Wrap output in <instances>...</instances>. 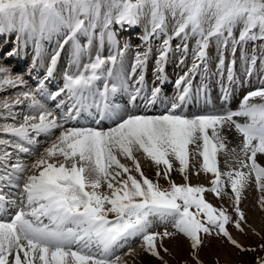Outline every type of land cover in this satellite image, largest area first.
<instances>
[{"label":"snow or ice","instance_id":"6c2138e0","mask_svg":"<svg viewBox=\"0 0 264 264\" xmlns=\"http://www.w3.org/2000/svg\"><path fill=\"white\" fill-rule=\"evenodd\" d=\"M142 21L138 39L146 47L137 46L128 71L130 45L120 47L112 29L131 30ZM97 28L100 47L92 56ZM13 33L16 48L9 58L31 44L33 68L44 55L50 60L43 78L29 73L34 87L0 66V92L22 89L12 103H0L5 110L0 120L13 121L0 124V264H127L118 253L129 247L125 255H131L137 239L146 254L167 264L160 254L168 253L163 241L180 235L190 242L195 264H202L198 250L212 235L241 251L253 250L243 248L228 226L243 232L247 219L240 204L251 183L264 210V76L238 110L218 109L205 80L212 38L221 77L229 41L234 57L237 44L264 40V0H0V37ZM193 37L192 65L175 79L174 94L165 97L161 86L168 81L170 41L180 39L176 52L182 64ZM161 39L155 59L159 85L149 92L145 71L153 41ZM66 47L62 86L50 89ZM241 57L249 76L257 63L264 71V58L255 51L249 57L241 50ZM234 64L233 58L227 65L229 85L235 83ZM197 75L201 79L194 84ZM221 91L222 101H229L233 89L221 84ZM20 116L23 121L16 123ZM232 129L236 136L230 139ZM41 137L47 146L38 151ZM220 155L230 158L228 171H221ZM141 156L154 166L155 178L142 170ZM201 172L210 174V187L190 183V175ZM173 173L182 182L173 180ZM228 189L235 218L205 195L222 198ZM161 226L163 231L155 230Z\"/></svg>","mask_w":264,"mask_h":264},{"label":"rangeland","instance_id":"374dc122","mask_svg":"<svg viewBox=\"0 0 264 264\" xmlns=\"http://www.w3.org/2000/svg\"><path fill=\"white\" fill-rule=\"evenodd\" d=\"M145 22L146 21H142L141 24H139L140 29L143 28ZM171 23H172L171 19H169L170 28H171ZM238 34H239V27L237 29H234L233 35L238 39L237 37ZM156 41H153V43H157V45H160L159 41H162V39L156 40ZM134 43H138V42H134ZM187 43H188L189 49H191V46H193L192 47L193 49L195 47L194 44L196 43V38L193 37L189 39ZM171 44L174 47H177V45L181 44V41L179 38H174L172 39ZM262 48H264V40H259V39L256 41L249 40L243 44L236 45V51L233 57L231 41H229L227 45V51L225 52V56L228 55L227 56L228 60H231V57H233V58H236L235 61H237V64L239 62L240 63L243 62L239 66L236 64V67H238L239 69H242V73L243 74L245 73L248 79V81L245 84L239 85L240 87L242 86V94L244 93L246 94L248 91L254 90L255 86L259 83L258 77L264 76V71H260L259 63H257L258 64L257 65L258 68L256 67L257 72L255 73V75L253 74L252 76H249L248 73L246 72L247 65H244L245 62L240 56L241 55L240 51L241 50L245 51V49L246 51L248 50L247 55L249 57L252 55V52L255 51L258 53L257 56L264 58V54H262ZM153 49H156V46H154ZM192 49L190 52L193 54ZM156 53H154V55L152 56H156ZM207 53L210 58L214 60L219 59V53L217 50V43H216L215 38H212L210 40L209 51ZM210 58L208 59V61L211 62L212 59ZM191 65H192V61L190 64H188V66H186L185 69L187 68L189 69ZM220 75L221 74H218L216 72V73H213L210 78L218 79L219 81L223 83L226 82L227 84H229L228 79H227V74H226V79L224 77L221 78ZM243 77L245 79V76L240 75V80ZM195 79H201V78L200 76L197 75ZM235 80L237 81V83L240 81L238 80V78L236 79V77H235ZM237 91H238L237 97L239 99H242L243 98L242 96H244L245 94L242 95L240 90H237ZM7 96L8 95L5 94L3 97H7ZM234 100H235V97H233V100H232L231 110H238L240 103H235ZM256 102H259L258 98ZM237 119H239L240 121L243 120V118H237ZM18 120H21V118L18 117ZM3 123H11V121L0 120V124H3ZM225 161H230V158L228 156H224L222 157V159L219 157V166L221 168V171L229 170L225 164ZM263 161H264V157H261L260 163L262 165H264ZM152 178H155V175ZM172 178L177 183L182 182L181 177L176 178L173 176ZM190 179H191L190 183L194 185L203 184L206 187H210V183H209L211 179L210 174L202 173V175H197V176L190 175ZM159 183L162 186H167V182L164 181L163 179H160ZM227 191L229 195L223 196L222 198H217L213 193H206L205 194L206 199L216 207H220L221 205H223L225 208H227L228 214L232 215L233 218H235V213L232 210V201L229 199V196H231L232 194L230 192V189H228ZM260 195L261 194L255 188V184L251 183L249 187L242 194V200L240 204V208L245 213V216L247 219V223L242 224L243 232L237 231L232 225L228 226V230L230 234L233 236L234 239L238 241V243L243 248L253 249V250L241 251L240 249L234 247L226 238L222 236L217 237L216 235H212L211 237L207 239V242L205 243V245L198 250V257H199V260L202 262V264H257L258 259L264 258V248L261 247L262 245H264V210H261V208L259 207L257 203ZM255 218L256 220H254ZM155 230L163 231L164 228L161 226ZM169 230L171 229L169 228ZM137 240H135L136 243L134 244L131 243L132 245L130 246V248H132L133 250L135 249L133 253L130 256L126 255L125 257H122V259L125 260L127 264H163V262L159 258H154L146 254L141 247V241L140 240L137 241ZM163 245L165 248L168 249V253H170L169 255L168 253H165L163 250H161V253H160L163 256L164 261L167 262V264H195V261L192 259V255H191L192 249L190 248V242L182 235L178 236L174 240L165 238L163 241ZM128 249L129 248L124 247L120 250L118 254H125Z\"/></svg>","mask_w":264,"mask_h":264},{"label":"bare ground","instance_id":"6f19581e","mask_svg":"<svg viewBox=\"0 0 264 264\" xmlns=\"http://www.w3.org/2000/svg\"><path fill=\"white\" fill-rule=\"evenodd\" d=\"M143 33V32H142ZM129 40V39H128ZM156 41V40H154ZM162 42H160L161 44ZM172 43V40L170 41V44ZM134 45H132V47L134 46H141V48L143 47H146V46H142L141 45V42L139 41L138 44L136 43H133ZM154 46H156V48L159 46L157 45V43H153ZM94 44H92L93 46ZM130 45V44H129ZM131 46V45H130ZM171 48H172V51L169 53V59H168V62L166 63L165 65V75L168 77V81L165 83V88H167V90L170 91V93L173 95L174 94V81L176 78H178V76L180 75H183L185 72H187L185 69L186 66H188V64L191 63L192 61V55L191 53L188 51V54L187 56L184 58V63H180V54L176 52V47H174L172 44H171ZM137 50V48H132V52L134 53L135 51ZM142 50V49H141ZM190 50V49H189ZM154 53H156V49H153V53L152 55H154ZM174 53L176 54L175 58H174ZM17 58V57H15ZM211 59V58H210ZM214 61V59H212V62ZM243 62H239L237 65H241ZM208 64L210 66H215L214 64H211L210 61H208ZM244 65H246L244 63ZM258 65V64H257ZM256 65V67L258 68V66ZM11 71V74L12 72H14V70H10ZM225 72L227 71V68L226 70H224ZM210 75L209 77L205 80V83L208 85V88H209V95H210V98H211V101L212 103L218 108V109H223L225 107L231 109V106H232V100H233V97H235V100L234 102L235 103H241L242 99H239L237 97V94H238V91L237 90H240L241 91V94H242V86L240 87L239 85H242V84H245L248 79H247V76L246 74L242 73V69H239L238 67H236V63L234 64V77H236V79L238 78V80H240V75H243L245 76V79L244 77L237 83V81L235 80V83L229 85L227 84L226 82L223 83L221 81H217L216 79H211V75L213 73H216V72H213V71H210ZM218 74H220L219 72H217ZM239 75H237V74ZM14 74V73H13ZM145 74L147 75L148 77V82H157L158 80H156V75L157 73L155 72V60L152 61V56L150 57V60H149V63L147 65V68H146V71H145ZM255 75V73H254ZM200 76V75H198ZM200 82V79H194V84H197ZM250 82V81H249ZM221 84H223L224 86L226 87H231L233 89L232 91V95L230 97V100L227 101V102H224L222 101L221 97L223 95L222 91H221ZM18 89H7L6 91L4 92H0V103H2L3 101L7 100L9 103H12L14 101V99H16V95H14L16 92H18ZM244 90V89H243ZM240 93V92H239ZM8 95L7 97H3L4 95ZM245 94V93H244ZM242 94V95H244ZM13 96V97H12ZM243 97V96H242ZM259 101V100H258ZM201 104H203V102H201ZM14 109V108H13ZM0 110H4L2 107H0ZM190 110H193L190 108ZM5 111V110H4ZM9 121H11V123L13 122L12 120L9 119ZM2 135V134H0ZM236 136V133L235 131L232 129L231 132L229 133V137L230 139L234 138ZM6 138V137H4ZM225 155H220L219 157L222 159V157H224ZM262 160V159H261ZM123 163H130L129 161L127 160H122ZM140 162H141V165H142V170L149 176V177H154L155 175V168L154 166L151 165V163L147 160H145L142 156L140 157ZM192 163H196L195 161H193ZM264 163V161H263ZM198 167V164L196 165ZM199 175H202V172L199 174ZM173 176L176 177V178H179V174L178 173H173ZM197 176V175H196ZM191 180V179H190ZM254 202V201H253ZM252 202V203H253ZM256 220V218L254 219ZM134 243V241L132 242ZM135 250V249H134ZM132 248H131V254L133 253L134 251ZM129 252V249L127 250L126 253ZM139 252V251H137ZM121 257H125L126 255L125 254H119ZM130 256V255H129ZM149 258V257H148ZM147 258V259H148Z\"/></svg>","mask_w":264,"mask_h":264}]
</instances>
